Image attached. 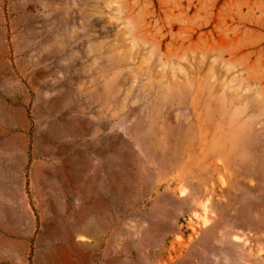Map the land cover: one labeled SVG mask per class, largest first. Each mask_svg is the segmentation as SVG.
Masks as SVG:
<instances>
[{
	"label": "rangeland",
	"instance_id": "374dc122",
	"mask_svg": "<svg viewBox=\"0 0 264 264\" xmlns=\"http://www.w3.org/2000/svg\"><path fill=\"white\" fill-rule=\"evenodd\" d=\"M0 264H264V0H0Z\"/></svg>",
	"mask_w": 264,
	"mask_h": 264
},
{
	"label": "bare ground",
	"instance_id": "6f19581e",
	"mask_svg": "<svg viewBox=\"0 0 264 264\" xmlns=\"http://www.w3.org/2000/svg\"><path fill=\"white\" fill-rule=\"evenodd\" d=\"M80 212H81V211H80ZM72 236H73L72 233H70V234L68 235V237H72ZM71 249H72L74 252H76V253H80V254L84 253L83 247H82L81 245H79V244H76V243H71Z\"/></svg>",
	"mask_w": 264,
	"mask_h": 264
}]
</instances>
